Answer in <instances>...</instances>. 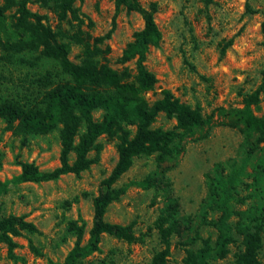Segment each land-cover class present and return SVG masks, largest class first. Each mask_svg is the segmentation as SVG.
Masks as SVG:
<instances>
[{"label":"trees","instance_id":"1","mask_svg":"<svg viewBox=\"0 0 264 264\" xmlns=\"http://www.w3.org/2000/svg\"><path fill=\"white\" fill-rule=\"evenodd\" d=\"M83 1H37L59 24L69 27L63 29L53 28L47 14L31 11L28 7L31 0H0V125L19 141L21 148L50 135L56 136L59 145V165L51 170L41 171L33 162L16 158L20 172L0 183V193L6 192L8 183L55 182L68 174L79 177L98 163L103 149L100 139L112 138L117 161L92 199L91 226L87 231V224L80 216L77 222L70 223L69 231L75 238L73 246L62 262L51 264H83L100 252L104 235L128 244L143 242V236H136L133 224L124 226L105 220L109 206L118 202L131 186L164 187V206L154 222L161 249L153 255L150 264H168L172 239L182 238L188 231L168 179L163 173L153 172L141 181L120 187L117 184L137 158L154 156L157 163L178 158L184 142L203 130L207 122L200 105L192 107L183 103L168 90H163L153 101L146 97L157 83L145 65L150 47H159L161 39L154 18L155 3L145 7L138 0H115L110 30L90 38L82 30L85 20L90 22V19L76 7V3ZM210 2L204 0L206 5ZM123 8L127 13H137L143 21V27L133 33L119 59L121 65L135 59V73L127 67L113 68L108 59L106 42L111 39L116 17ZM261 35L264 48V20ZM231 45L229 40L221 47L220 58ZM74 47L79 51L71 58ZM263 90L264 68L259 87L243 95L241 108L228 113L230 122L243 136L244 156L239 162L216 164L213 173L207 175L203 219L217 235L214 241L202 239L198 234L191 238L189 246L200 240L201 247L185 249L183 264H212L224 259L230 252L229 246L237 243L235 233L241 236L235 263L262 264L259 254L264 245V205L255 214L251 208L239 211L234 206L246 202L240 197V187L245 184L243 178L248 175V166L264 151V117L254 113ZM160 114L173 119L175 125L171 129L154 127ZM259 165L262 172L264 156ZM207 211L218 217L208 221ZM234 219L236 223L232 224ZM30 234L40 231L24 215L0 216V244L6 247L12 261L22 260L15 254L17 238H26L31 252L41 256L28 237Z\"/></svg>","mask_w":264,"mask_h":264},{"label":"rangeland","instance_id":"2","mask_svg":"<svg viewBox=\"0 0 264 264\" xmlns=\"http://www.w3.org/2000/svg\"><path fill=\"white\" fill-rule=\"evenodd\" d=\"M38 0H31L28 7L33 12L47 14L53 28L68 29L59 24L49 11L39 7ZM115 0H84L76 3L80 12L86 15L82 30L86 37L102 36L111 28L115 13ZM148 7L157 5L155 22L161 33L159 47H150L145 65L157 80L155 89L146 97L149 101L159 98L163 90L170 91L181 102L192 107L200 105L206 120L203 130L184 142L178 158L157 163L154 156L135 159L117 186L143 180L150 173H163L170 183V189L179 201L180 215L188 231L182 238L172 239L168 264H183L185 249L197 250L201 241L188 242L195 235L202 239L216 238V230L203 219L202 202L207 195V175L212 174L216 164L239 162L243 156V136L235 127L228 113L243 106V95L255 91L261 83L264 68L261 24L264 20V0H138ZM143 27L137 13H127L123 8L116 17V28L107 41L108 59L115 69L127 67L135 73V59L120 64L122 51L132 40L135 31ZM229 40L232 45L220 58L221 47ZM72 49L71 58L78 53ZM192 67V68H191ZM258 117H264V90L259 97ZM173 119L160 114L154 127L171 129ZM103 149L97 164L79 177L72 174L62 176L55 182L22 183L6 185V192L0 193V216L24 215L40 234H30L34 246L41 256H35L26 238H17L15 254L22 260L12 261L7 249L0 244V264H51L62 262L74 243L69 231L70 223L79 216L86 222L88 231L92 222V199L97 195L101 181L108 177L117 161L115 141L102 137ZM264 151L248 166L240 197L244 204H236L239 211L251 208L253 214L264 205V170L260 160ZM16 158L33 162L41 171L51 170L59 165V145L55 135L32 140L26 147L0 125V183H5L19 174ZM257 166L259 169H256ZM163 188H128L118 202L111 204L105 220L120 225L133 224L136 236H143V242L128 244L104 235L100 252L94 253L83 264H150L153 255L161 249L154 222L164 206ZM251 195H254L252 198ZM218 214L207 211L209 221ZM236 219L232 220V224ZM78 224H80L78 222ZM87 237V236H86ZM236 244L229 246L230 252L224 259L212 264H236L241 236L235 233ZM259 259L264 264V245Z\"/></svg>","mask_w":264,"mask_h":264}]
</instances>
